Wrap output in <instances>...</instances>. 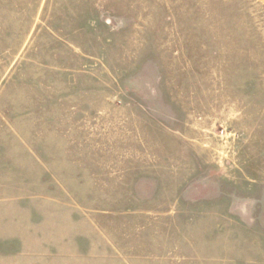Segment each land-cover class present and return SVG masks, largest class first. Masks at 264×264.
I'll return each instance as SVG.
<instances>
[{
	"label": "rangeland",
	"instance_id": "374dc122",
	"mask_svg": "<svg viewBox=\"0 0 264 264\" xmlns=\"http://www.w3.org/2000/svg\"><path fill=\"white\" fill-rule=\"evenodd\" d=\"M0 264H264V0H0Z\"/></svg>",
	"mask_w": 264,
	"mask_h": 264
}]
</instances>
